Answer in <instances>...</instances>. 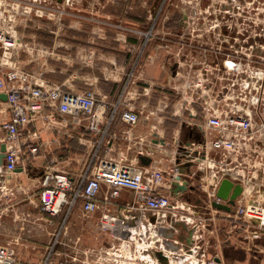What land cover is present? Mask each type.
Returning <instances> with one entry per match:
<instances>
[{"label": "built area", "instance_id": "obj_1", "mask_svg": "<svg viewBox=\"0 0 264 264\" xmlns=\"http://www.w3.org/2000/svg\"><path fill=\"white\" fill-rule=\"evenodd\" d=\"M28 1L0 0L3 50L20 46L17 13L6 14L8 4ZM170 10L181 13L176 28L167 27L161 38L169 53L177 48L175 81L170 86L190 113V121L185 124L192 132L198 130L201 137L175 141L174 154L179 159L175 157L168 168L117 161L99 154L117 117L130 125L140 120L138 106L125 101L123 92L111 102L95 94L66 89L18 66L0 72V93L6 95L10 112V118L0 122L6 144V171L13 173L24 166L22 146L29 141L23 142L22 136L46 107L72 116L80 125L86 119L87 129L99 136L78 178L67 170H49L40 179L42 210L62 217L41 264H52V254L77 202L81 201L83 210L91 213L101 202L105 208L114 204L123 191L132 192L133 198L125 201L119 213L103 211L99 220V227L121 238L128 249L117 253L114 264H160L153 255H146L149 249L168 259V264H224L208 254L214 244L206 238L207 233L216 230L211 226L216 227L217 219L239 224L245 238L264 236V192L253 185L260 174L264 175V0H157L148 12L143 46L154 38L160 20L169 17ZM129 27L131 31L143 30ZM141 57L139 52L129 79L135 75ZM0 106L2 110L1 99ZM38 149L30 143L28 152L36 154ZM178 175L183 178L177 180ZM225 176L241 183L243 191L230 211L220 213L222 209L213 202L225 203L217 195ZM192 178L198 180L193 185L200 190L198 201L192 200L189 190L171 191L175 180L182 184L186 179L190 185ZM248 184L252 186L248 188ZM103 187L106 192L101 196ZM179 222L190 226L192 238L189 242L173 238L178 245L175 251L158 234ZM17 261L13 244L0 242V264ZM103 261L111 264L110 259Z\"/></svg>", "mask_w": 264, "mask_h": 264}, {"label": "crops", "instance_id": "obj_2", "mask_svg": "<svg viewBox=\"0 0 264 264\" xmlns=\"http://www.w3.org/2000/svg\"><path fill=\"white\" fill-rule=\"evenodd\" d=\"M156 2L157 0L144 1L145 10L141 19H148L149 9ZM180 14L178 11L170 10L169 17L160 20L155 36L149 43V49L131 79L128 77L129 72L126 74L125 72L128 66L132 68V60H128L129 62L121 60L119 48L108 44L109 38L104 32L105 29L94 25L83 28L85 35L83 41L65 37L61 44L55 42L50 47L48 60L42 61V70L39 64L33 66L30 64L36 60L32 52L26 50L25 55L20 58L19 51H25L23 47L28 45L24 37H21L25 32L20 31L18 48L3 50L0 47V72L10 66L27 69L26 65H29L32 66L30 71L36 76L62 84L66 89L95 94L111 102L119 98L123 92L125 101L138 106L140 120L137 124L130 125L117 117L99 148V154L117 161L132 163L141 162L140 156L146 154L151 161L145 165L168 168L173 160L179 159L174 154L175 141L201 137L198 130L192 132L185 124L190 121V113L178 102V95L170 86L173 80L175 81L173 69L176 67L177 48L173 47L169 53L161 39L167 27L176 28ZM128 24L131 25L133 22ZM145 24H148L147 21ZM127 44L128 46L132 44L129 47H135L136 39L130 37ZM59 46L63 48H58ZM2 95L3 93H0L2 101L0 122L10 118L6 98ZM3 133L0 129V146L4 143ZM74 138L78 140L79 147L83 145V154L76 152L77 154L73 155ZM98 139L97 134L87 129L86 119L83 120V125H80L72 116L61 115L46 107L36 120L29 124L22 136L23 142L29 141L27 145L22 146L24 166H19L13 173L5 176V168L3 164L0 165V242H11L16 251H20V258L24 261H17L18 264H41L56 226L57 224L60 226L62 221L61 216H51L42 211L38 196L41 177L49 170H67L72 177L78 178L88 163ZM30 143L39 146L36 154L28 152ZM73 161H76L77 166L72 167ZM193 168L192 170L195 169ZM190 180V185H196L198 181L196 178ZM9 182L13 183L10 188ZM255 183L253 185L259 186L261 192H264V175L260 174ZM251 186L252 184H248V188ZM195 187L196 190H189L188 194L192 200L198 201L199 195L196 196L195 193L200 194V190ZM105 192L103 187L101 196ZM132 198V192L123 191L114 204L105 208L101 202L100 207L91 213H86L82 202H77L80 206L76 204L71 211L60 236V242L52 254V264L60 261H69L71 264H104V259H110L108 262L114 264L113 260L117 253L128 250L124 242L122 243L121 238L105 234V231L101 232L102 238L96 237L98 235L92 236L96 238L84 237L83 217L88 225L92 223L99 227L103 211L110 209L112 213H119L125 201ZM223 210H220V213ZM224 222L225 226L230 227L226 233L228 238H224L222 242L219 238H211L215 246L208 251L209 256L220 258L224 264H264V236L258 239L245 238L239 224L228 219ZM158 235L163 238L169 249L176 251L178 245L173 243V238L189 242L192 231L190 226L179 222L174 228H163ZM166 239L168 241H165ZM148 254L153 255L160 264H168V259L157 251L149 249L146 252V255Z\"/></svg>", "mask_w": 264, "mask_h": 264}, {"label": "rangeland", "instance_id": "obj_3", "mask_svg": "<svg viewBox=\"0 0 264 264\" xmlns=\"http://www.w3.org/2000/svg\"><path fill=\"white\" fill-rule=\"evenodd\" d=\"M144 1L145 0H63L60 2L59 0H38L33 3V1L30 0L25 4L9 3L7 6L8 12L6 14L17 13L18 36L21 35V32H25L24 36L21 35V37H24L28 45H24L23 48L25 51H19L20 58L22 55H25L26 50L32 52L36 56V60L30 64H32V66L36 63L37 65L39 64L38 66H40V70H42L41 66H43L42 61L48 60L47 58L50 56V47L53 46L55 42L61 44L60 42L65 41V37L72 40L78 39L77 41L82 39L83 41V37H85V35H83V28L92 27L93 25L101 26L105 29L104 32L109 38L108 44L119 48L118 51L120 52L121 60L130 61L131 59L133 62L140 52L142 55L140 62H142L143 57H145V54L149 49V44L143 46L145 38L144 29L147 28V25L149 26V19H141L142 13L145 10V7L143 6ZM134 12L135 15H133ZM129 17L133 19H130ZM131 21L133 22L131 25L143 28V30L139 29L142 32L131 31L129 29L130 25L128 24ZM145 21H147L148 24H145ZM59 28H61V31ZM130 37L136 39L135 47L128 46L127 42ZM112 38H114L115 41ZM131 42L133 43V41ZM60 47L61 46L58 48ZM32 66L26 65L27 69L25 70L31 72L30 69ZM46 67L47 64L45 63L44 68ZM131 69L132 68L128 66L125 74ZM77 141L76 138L72 140L73 155L77 154L76 152H83V145H81L82 147H79ZM75 162L76 161L72 162V167H75V165L77 166ZM4 174L5 176L9 175L10 172L4 170ZM11 186H13V183L11 182L10 184L9 182L8 187L10 188ZM8 191L10 192V190ZM195 195L200 196L199 193H195ZM76 206H80V203H77ZM83 220L85 221L83 223L84 237L102 238L101 232L104 231L103 229L92 225V223L88 225L84 217ZM211 227L216 230L207 233L206 238H219L220 242H222L224 238H228L226 233L230 227L225 226L223 219H217L216 227ZM57 229H59L58 224L56 226V230ZM250 231H252V228H250ZM104 233L110 234V232L106 231ZM20 257L21 254L20 251H18L17 260L18 262H23L24 259H21Z\"/></svg>", "mask_w": 264, "mask_h": 264}, {"label": "water", "instance_id": "obj_4", "mask_svg": "<svg viewBox=\"0 0 264 264\" xmlns=\"http://www.w3.org/2000/svg\"><path fill=\"white\" fill-rule=\"evenodd\" d=\"M2 97L6 98V95L3 94ZM5 149H6V144L3 143L0 146V165L4 163L3 158L5 155L4 153ZM140 160L142 163L148 164L151 161V158H148L147 156H140ZM181 178H183L181 175L177 176V180H180ZM177 180L173 182V188L171 189V191L174 194L177 193L178 191L196 190L195 186L189 185V180L184 179L182 184ZM242 191H243V186L241 185V183H236L232 179H230L229 176H225L221 180L217 189L218 197L225 200V203L214 201L213 204L217 208L230 211L232 206L235 205L236 199L242 193Z\"/></svg>", "mask_w": 264, "mask_h": 264}]
</instances>
